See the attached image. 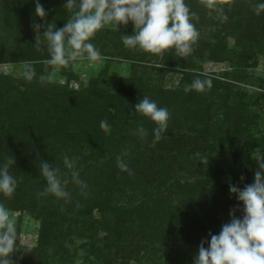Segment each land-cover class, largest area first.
Returning a JSON list of instances; mask_svg holds the SVG:
<instances>
[{
    "label": "trees",
    "instance_id": "16d2710c",
    "mask_svg": "<svg viewBox=\"0 0 264 264\" xmlns=\"http://www.w3.org/2000/svg\"><path fill=\"white\" fill-rule=\"evenodd\" d=\"M39 2L47 11L46 24L55 23L57 28H62L71 15L64 9L67 0ZM185 3L199 16V20H194L193 23L202 26L209 22L211 27L207 37L197 41L194 52L186 59L177 57L174 50L163 52L160 59L157 54L146 53L138 47L135 50L128 49L123 45L121 37L132 34L125 32L116 33L103 29L90 41L100 49L103 56L120 57L136 63L132 68L133 75L121 79L119 89L114 93L105 88L106 76L101 74L78 89L71 87L69 83L66 86L55 83L41 85L38 77L43 73L44 66L40 63L35 68L37 78L32 82L19 80L20 87L9 77H0V101L11 109L15 106L23 112L32 107L36 112L37 108L43 106L46 97L51 103L53 96L62 101L60 109H57L63 116L58 117L59 113L55 112L56 121H51L53 124L46 125L40 120L25 123L27 128H33L37 132L21 139L13 151L15 164L10 168V173L18 181L16 191L10 199L0 193V202L7 208L35 217H42L43 213H47L50 221V224L44 222V230L41 232L43 242L39 248L28 251V248L21 246L22 249L13 256L16 264H51L50 261L55 264H69L75 254L62 240L75 233L89 240L86 248L91 249L96 261L98 260L90 264H115L109 257L114 251L122 253L124 257L120 264H130L127 260L136 259L143 252L148 254L162 250L172 254L181 250L179 243H182L185 253L178 255L175 262L173 260L169 264H194L201 241H210L209 232L219 234L222 225L230 222V211L233 208H236L235 216L242 218L243 204L236 194L230 193L229 185L243 189L245 185L251 184L248 179L253 172L246 168L244 162L247 156L242 151H252L259 144L263 146L264 140L259 142L247 136V129L241 127L240 123L225 127L210 121L211 118H216L214 116L217 113L211 107L212 102L209 105L210 101L206 102V98L198 104L191 103L184 119L179 120L184 122L178 126H173L175 120H169L164 138L153 144V129L156 125L149 127V119L139 117L135 112V105L144 96L151 98L150 94H153L148 86L150 79L147 76L157 73L164 77L163 74L168 72L167 69L157 67L151 69L148 64L153 58L168 69L176 66L186 71L198 69L200 64L197 60L205 56L207 51L210 60L227 61L229 49L226 38L233 37L237 47H246L244 56L250 61L254 55L253 50H263L264 47V11L256 15L253 10L254 5L264 3V0L221 2L220 9L223 12H219L222 19L216 24H211L209 15L203 13L205 8L200 0H185ZM225 15L227 19H224ZM34 23H45L35 14V0H0V64L24 60L34 62L49 58L45 42H41L43 52L36 51L35 42L27 44ZM105 62L103 71L108 74L110 61ZM71 65L62 67V73L68 76V82L77 79L71 71ZM183 76L182 84L173 93L179 99L185 84L191 83L197 77L205 78L186 72ZM57 88L58 91L53 92ZM45 90L48 91L46 96ZM190 94L193 95L194 92ZM65 98L68 99L67 102ZM188 99L189 96L184 102L187 103ZM166 100L161 99L158 106L163 107ZM1 112L2 110L0 115ZM102 120L107 121L110 133L100 127ZM45 122H48L47 118ZM55 123V130L65 135L56 141H46L47 134ZM140 125L148 131L144 139L136 131ZM43 127L45 135L42 134ZM214 131L223 135L222 144H230L234 152L226 158L221 156L217 176L206 172L204 165L194 158L197 152L202 155L206 153L205 149L210 141L205 138ZM174 150H179V153L172 155ZM180 153L186 155L188 163L185 169L180 170L181 174H178L173 167ZM64 154L70 159L82 158L76 162V169L87 184V196L81 195L79 188L69 183L66 190L71 193L70 202L61 199L55 207H42L36 194L38 190L42 191V187H46V180H41L34 186H24L21 183L41 175L40 160L54 164L67 173L68 170L63 164ZM118 156L132 170L133 175L117 167ZM2 164L0 159V165ZM230 166L235 170L240 166L239 175L231 173L233 170L229 169ZM230 173L231 183L224 184L220 179L214 180L215 177ZM241 175L244 177L243 181L240 179ZM53 197L55 200V196ZM61 207L66 210L59 214L57 209ZM95 212L100 215L99 219L94 218ZM177 217H183L186 226L176 236L167 228L172 226ZM132 218L137 220L134 222L138 228L136 233V226H128L126 223ZM129 230L132 235L127 234L131 233ZM101 231L106 236L99 239ZM64 232L67 233L65 236ZM17 243L20 245L19 238ZM204 246L207 248L208 243ZM128 251L134 254L130 256Z\"/></svg>",
    "mask_w": 264,
    "mask_h": 264
},
{
    "label": "clouds",
    "instance_id": "9594fccd",
    "mask_svg": "<svg viewBox=\"0 0 264 264\" xmlns=\"http://www.w3.org/2000/svg\"><path fill=\"white\" fill-rule=\"evenodd\" d=\"M220 2L227 3L228 0ZM200 3L206 8L214 9L218 0H200ZM64 9L71 15L62 28H57L55 23L46 24L47 11L39 0H35V14L45 21L33 24L36 32L35 47L38 52L44 51L40 34L43 28V40L46 41L49 58L38 62L22 61L24 74L29 82L37 78L34 63L44 66L43 73L38 77L39 83L44 85L52 80L51 67H68L78 59L93 62L107 60L108 57L103 56L100 49L90 41L100 30L111 27L118 31L119 25L126 26L129 21L134 25V34L123 35V45L132 50L138 47L151 54L174 50L177 57L186 59L194 52L200 35L192 22L198 21L199 16L185 0H67ZM218 10L223 12V9ZM253 10L256 15H260L264 11V3L254 5ZM224 19H227L226 15ZM156 67H164V64ZM211 87V79L202 80L197 77L190 84H185L183 90L185 93L192 90L204 92ZM135 112L156 125L153 129V144L164 138L171 116L166 107H160L156 101L144 96L135 105ZM100 127L107 129L109 125L102 120ZM136 131L141 139L148 135L142 125ZM194 158L204 165L208 164V157L200 152L195 153ZM40 161L39 171L46 180V187L40 195L51 194L70 202L71 193L66 187L72 183L79 188L81 195L87 196V184L80 178L74 158L63 155L67 173L54 164ZM256 161L258 170L255 171L253 183L245 185L243 189L229 185L230 193L236 194L243 204L242 218L235 216L236 208H233L230 211V222L222 225L219 234L209 232L210 241H201L194 264H264V156L258 155ZM14 164L15 158L10 156L0 165V193L9 199L14 195L18 184L17 179L10 173ZM117 167L133 175L132 170L119 156ZM240 179L243 181V175ZM79 206L77 203V207ZM17 240L16 221L10 216L9 209L0 203V264H16L13 256L22 249ZM205 243H208L207 248Z\"/></svg>",
    "mask_w": 264,
    "mask_h": 264
},
{
    "label": "rangeland",
    "instance_id": "374dc122",
    "mask_svg": "<svg viewBox=\"0 0 264 264\" xmlns=\"http://www.w3.org/2000/svg\"><path fill=\"white\" fill-rule=\"evenodd\" d=\"M221 7V2H218L216 8L214 9L204 7L205 10L203 11V13H207L209 15L211 24H216L217 22L221 21L222 14L218 10ZM195 26L199 30L200 35L198 40L200 42L207 37L211 27L209 26V22L204 23L202 26H199L198 24H195ZM213 29L215 30L214 26ZM104 30L113 31L116 33L125 32L127 34H134V25L131 21H129L126 26L119 25L118 31L114 30L111 27L105 28ZM43 31L41 30L40 33L41 42L46 43V41L43 40ZM35 37L36 32L33 28L32 32L29 33L27 44L31 45L32 42H36ZM226 43L227 49H229V59L227 61H212L208 58L207 51V56L205 55L201 58H198L197 61L200 64L198 69L186 71L181 69L180 67L178 69L177 66L171 67L169 69L165 68L166 66H164L160 67L162 69L168 70L166 74H163L164 77H161L157 73L147 76V78L150 79L148 86L153 90V94H150V99L156 101L157 104H159V101L161 99L166 98L167 100L163 107H166L169 110L171 114L170 120H175L173 122V126H178L179 124L184 122L179 120L184 119L183 117L186 113H188L191 103L198 104L207 98L206 102L210 101L208 103L209 105L212 102L211 107L213 108L214 112L217 113V115L214 116L216 118H211L210 121H215L217 126L224 125L225 127L229 124L232 126L236 123H240L241 127H245L247 129V136L253 137L261 142L262 140H264V47H262L263 50L255 51L254 49V55H252V59L248 61L244 56L246 47H237L236 41L233 37H227ZM157 57L161 59L163 57V54H157ZM105 61H110V72L108 74H105L103 71L106 65ZM38 64L39 63H34V68H37L36 66ZM134 64L136 63L120 57H110L107 60H99L95 62L89 61L87 59H78L71 65V71L74 77L77 78L76 80L68 82V76L62 73V67H51L50 73L52 75V80L50 83H55V85L59 84L62 86H66L69 83L71 87L78 89L81 86L87 84L91 78L96 77L98 74H101L102 76H106L105 88H107L111 93H114L119 89L121 79L133 75L132 68ZM160 64L161 63L153 58L148 66L152 69L156 67V65ZM185 72L188 74L191 73L192 75H202L203 77H205L202 78V80L211 79L212 87L204 92H197L195 90H192L189 93L183 92L180 99L175 97L173 93L182 84V80L184 78L183 74ZM24 73L25 69L22 62H8L0 64V77H9L11 80H14V82L17 84V87H20V83L18 82L19 80H27ZM22 89H24V87H22ZM57 91L58 88L53 90V92ZM191 92H194V94H190ZM47 93L48 91L45 90L44 96H46ZM187 96H189V99L186 100L188 101L186 103L184 102V99ZM67 101L68 99L65 98V102ZM0 103V110H2V115H0V159L4 163L8 157L12 156L14 149L21 139L27 138V135L30 136L34 134V132H37V130H34L33 128H27L25 126V123L29 121L37 122L40 120L44 121L46 125H49L51 123L53 124V122L51 121H56L55 112L59 113L58 109H60L59 105L62 103V101H58V98L53 96L51 103L47 100L46 97L44 98L43 106L37 108L38 110L36 112L32 107H28L25 111L22 112L21 109L16 108L15 106H13L11 109L1 101ZM138 115L139 117L142 116L139 113ZM61 116H63V114L59 113L58 117ZM45 118L48 119V122H45ZM147 122L151 125L149 127L155 125L154 122H152L150 119ZM56 127L57 123L52 125L51 130L47 134L46 141H49L50 139L56 141L58 138L65 135L55 130ZM41 129L43 131L42 134L45 135V127ZM106 131L107 133L111 132L109 127L106 129ZM188 134L190 135L189 132ZM205 140H209L210 143L209 146L205 149L206 153L204 154L208 157V164L203 165L206 169V172H209L212 176H217L218 174H216V172L221 156L223 158H226L227 156H232L234 152L230 144H222L223 135H221L218 131L211 132L207 136V138H205ZM259 145L260 146L252 151H242V153L247 156L244 162L246 168L253 172V174H251L248 179L251 183L254 182L255 171L258 170L256 157L258 155L262 156L264 144L263 146L261 144ZM163 153L166 152L163 151ZM178 153L179 150H174L171 154L175 155ZM81 159V157L75 158L76 162L80 161ZM187 163L188 159L186 158V155L180 153L178 155V161L174 164V171L178 174H181L180 170L185 169V167H187ZM200 164L202 165V163ZM229 169L233 170L230 171L231 173H237V175H239L238 172L240 166H238L236 170L231 166L229 167ZM234 170L237 172H235ZM231 173L224 174L220 177H215L214 180L220 179L221 183L224 184L231 183ZM41 180H45V178L39 175L36 179L23 180L21 184L24 186H34ZM43 190L44 188L42 187V191L38 190L36 194L37 198H39V201H41V206H57V202L61 199L55 197V200H53L54 195L52 196L51 194L46 196L40 195ZM8 209L10 216L13 217L16 221L20 246L28 249H38L41 242H43L41 239V232L44 230V222L46 224L49 222L48 224H50L47 213H43L42 217H35L26 212L14 211L10 208ZM58 209L57 211L59 214H62V212H65L66 210L62 207L59 210ZM94 218L99 219L100 215L95 212ZM135 221H137L136 218H132L129 222L126 223L128 224V226H136V224H134ZM185 226L186 220L183 217H177L172 226H168L167 229L172 230L173 233L176 234L182 227ZM135 228L136 233L138 231V228L137 226ZM129 232L131 233L127 232V234L132 235V231L129 230ZM66 234L67 233L64 232V236ZM104 236H106V233L101 231L99 239H102ZM64 240H62V243L65 244V246L75 254L74 258L69 261V264H90L91 262L96 261L95 256H93V254L91 253L92 250H87L86 248V244L89 243L88 239L82 238L79 236V234L75 233L68 237L65 236ZM179 244L181 246V250H177L172 254L164 253L162 252V250L160 252L152 251L148 254L143 252L141 256L137 255L136 259L130 258L127 261L130 264H169L173 260V262H175V258L178 257V255L182 256L185 253V248L182 247V243ZM132 254L134 253L130 251L128 255L131 256ZM109 257L112 259V261L115 262V264H120L124 261L122 253H117L115 251L111 252L109 254ZM96 262H98V260ZM50 263L55 264L53 261H50Z\"/></svg>",
    "mask_w": 264,
    "mask_h": 264
}]
</instances>
